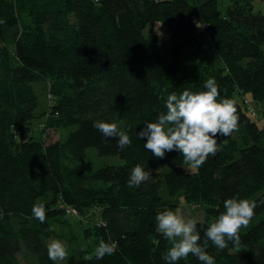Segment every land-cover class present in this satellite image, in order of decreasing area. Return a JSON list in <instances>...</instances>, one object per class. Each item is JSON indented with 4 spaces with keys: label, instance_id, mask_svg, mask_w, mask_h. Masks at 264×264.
<instances>
[{
    "label": "trees",
    "instance_id": "1",
    "mask_svg": "<svg viewBox=\"0 0 264 264\" xmlns=\"http://www.w3.org/2000/svg\"><path fill=\"white\" fill-rule=\"evenodd\" d=\"M209 78L221 99H236L238 130L220 137L222 150L198 169L177 151L153 156L137 132L166 113L169 94L205 91ZM44 96L52 112L44 127L50 121L67 132L55 142L34 129ZM263 119L264 15L251 3L0 0V264H59L48 257L52 222L72 207L100 211L96 244L114 242L116 250L100 260L78 253L67 264H168L158 212L183 201L204 207L203 239L231 198L257 201L255 216L239 247L209 241L207 251L215 264H264ZM96 121L131 126L132 145L118 149ZM88 148L123 163L83 175ZM137 163L153 177L129 187ZM37 201L44 223L32 213ZM177 264L202 262L189 254Z\"/></svg>",
    "mask_w": 264,
    "mask_h": 264
},
{
    "label": "clouds",
    "instance_id": "2",
    "mask_svg": "<svg viewBox=\"0 0 264 264\" xmlns=\"http://www.w3.org/2000/svg\"><path fill=\"white\" fill-rule=\"evenodd\" d=\"M205 91H183L181 94L172 92L166 98V113H161L155 122H147L137 132V138L145 140L144 148L158 159H164L166 153L177 151L183 155V164L190 169L203 166L208 157L215 156L222 150L220 137H228L238 130L240 116L237 110V101L234 98H220V89L215 78H209L204 83ZM165 92L167 89L164 90ZM164 99L163 96L160 97ZM105 137L114 138L117 148L123 150L132 145L128 130H121L117 123L96 121L93 125ZM157 169L156 171H158ZM153 170H146L137 163L128 180L129 187L139 188L142 183L152 179ZM261 203H264L262 201ZM258 203L252 199L231 198L224 202L225 212L221 213L210 225H204L203 213L192 215L184 209H165L156 216L157 232L162 234L171 244L162 257L168 264H177L186 259L189 254L198 258L202 264H215V258L209 254L208 242L223 250L229 242L235 247L241 244L240 230L246 228L253 217ZM33 216L41 223L46 220V207L37 201L32 208ZM0 219L3 211L0 210ZM48 257L52 261H64L68 256L66 241L52 239L47 246ZM116 244L101 240L94 249L97 260L106 255L114 254Z\"/></svg>",
    "mask_w": 264,
    "mask_h": 264
},
{
    "label": "rangeland",
    "instance_id": "3",
    "mask_svg": "<svg viewBox=\"0 0 264 264\" xmlns=\"http://www.w3.org/2000/svg\"><path fill=\"white\" fill-rule=\"evenodd\" d=\"M255 11L264 15V0L257 1L255 4ZM154 27L162 40L169 37V32L163 23L157 22ZM44 97L42 100V109L39 111L37 118L39 121H35L34 129L35 132L41 131L44 133L43 138H45L46 142H55L59 140L62 135L67 134V132L62 131L61 127L57 125L51 126L50 121L47 126L44 127V124L50 119V114L52 115L49 109L51 100L49 101V97ZM255 110L258 116L259 114L262 115L258 107H255ZM261 121L264 125V119ZM122 163L123 160L119 156H101L96 149L88 148L86 151V160L79 168L81 173L86 175L104 166L121 165ZM177 207L184 209L185 212L191 213L192 215H197L202 212L204 223L209 221L204 207L200 205L187 204L183 201ZM59 218V222H52L54 236L50 239V241L52 239H59L67 242L68 256L64 261H58L59 264H67L70 257L78 253H83L86 256L92 254L97 247L95 231L96 226L99 224L100 211L89 210L81 212L77 207H72L69 213L66 212V210L62 211V215Z\"/></svg>",
    "mask_w": 264,
    "mask_h": 264
},
{
    "label": "crops",
    "instance_id": "4",
    "mask_svg": "<svg viewBox=\"0 0 264 264\" xmlns=\"http://www.w3.org/2000/svg\"><path fill=\"white\" fill-rule=\"evenodd\" d=\"M202 2L208 1V0H199ZM258 0H219V3L224 7H227L230 4L233 3H251L255 6ZM227 5V6H226Z\"/></svg>",
    "mask_w": 264,
    "mask_h": 264
},
{
    "label": "built area",
    "instance_id": "5",
    "mask_svg": "<svg viewBox=\"0 0 264 264\" xmlns=\"http://www.w3.org/2000/svg\"><path fill=\"white\" fill-rule=\"evenodd\" d=\"M67 212L69 213L70 212V209H67Z\"/></svg>",
    "mask_w": 264,
    "mask_h": 264
}]
</instances>
